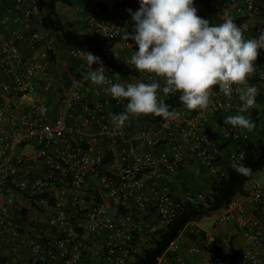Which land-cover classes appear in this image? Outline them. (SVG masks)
<instances>
[{"label": "built area", "instance_id": "obj_1", "mask_svg": "<svg viewBox=\"0 0 264 264\" xmlns=\"http://www.w3.org/2000/svg\"><path fill=\"white\" fill-rule=\"evenodd\" d=\"M94 1L83 3L80 13L97 46L72 47L75 71L60 81L51 59L52 38L44 28L45 0H2L0 264H14L11 257L24 252L31 264H137L140 239L145 236L155 246L187 205L213 211L212 189L175 195L171 181L182 167L197 163L215 180L227 177L234 162L246 160L245 146L256 124L249 110L239 113L236 86L230 99L217 87L204 111H189L182 103L173 110L174 119L159 124L149 115L130 117L121 128L113 125L112 116L124 113L128 101L113 99L106 89L115 83L126 87V72L132 84L152 81L125 62L138 51L134 40L122 36L123 31L135 35L129 10L138 11L139 0ZM193 6L210 26L232 18L245 39L264 32V0H194ZM104 9L107 18L100 16ZM83 52L99 57L102 65L89 68ZM101 66L110 84L98 86L84 75ZM157 82L158 98L165 101L163 80ZM248 83L264 85V49ZM237 114L247 116L254 130L226 123ZM261 175L264 160L243 193L218 210L217 223L241 231L244 264H264ZM188 228L204 243L187 253L202 264H222L221 239L195 226L172 240L156 264H196L184 253Z\"/></svg>", "mask_w": 264, "mask_h": 264}, {"label": "clouds", "instance_id": "obj_2", "mask_svg": "<svg viewBox=\"0 0 264 264\" xmlns=\"http://www.w3.org/2000/svg\"><path fill=\"white\" fill-rule=\"evenodd\" d=\"M135 13L129 10L135 22V35L123 31L122 39L134 40L138 51L125 61L139 73L148 74L151 83L111 84L106 89L113 99L127 100L124 113L112 116V123L121 128L130 117L154 115L164 120L174 119L176 113L158 98L162 79L164 95L180 93L179 100L189 111L207 110L210 97L218 87L219 92L231 98L233 86L239 93L242 106L239 113H246L255 106L258 89L250 86L249 77L255 72V62L264 49V32L258 38L245 39L243 32L232 18L220 25L197 15L194 0H139ZM89 68L102 65L99 57L83 52ZM95 85H107L103 66L87 71ZM230 107V105H229ZM226 123L233 128L251 132L255 124L245 115L228 116ZM244 159L241 152L239 160ZM233 169L242 176H250L252 169L234 162Z\"/></svg>", "mask_w": 264, "mask_h": 264}, {"label": "crops", "instance_id": "obj_3", "mask_svg": "<svg viewBox=\"0 0 264 264\" xmlns=\"http://www.w3.org/2000/svg\"><path fill=\"white\" fill-rule=\"evenodd\" d=\"M68 3L64 2H58L57 3V10L59 4H65L67 7H70L72 5L73 0H67ZM79 2V15L78 17H72L71 15H68L62 12H59L62 20L72 25L75 29V34H64L61 32H54L53 31V21L54 18L51 15V5L49 2H46L45 6V12H46V25L45 30H47L52 38V46L55 50V53L57 55V62L55 63V74L57 78L61 81H67V78L75 71V63L71 59L69 50L74 46H81V47H95L96 42L93 38H96V36L93 34L91 29L87 24H85L81 20V13H80V7L83 5L84 2L82 0H77ZM4 8V5L2 6V0H0V10ZM101 17L107 18L109 16V12L104 9L102 12H100ZM93 39V40H92ZM122 46V45H121ZM131 76V77H130ZM123 81L125 83H131L133 81L132 75L129 73H124L122 77ZM262 86V84H259V87ZM264 89V85L262 86ZM261 88V87H260ZM148 123L146 124V126ZM147 147L144 145L142 147V150H146ZM199 166V167H198ZM199 170V173L196 171ZM212 175L211 173L202 165H198L197 163L188 164L185 167H182L179 171V173L172 178L171 184L174 189V193L178 198H184L186 194L193 193L197 191H209L211 189L212 185ZM206 212H200L192 222L188 225L191 228L193 226L200 227L204 229L205 231L212 233L215 236H218L221 239L222 243V254L228 252V249L226 248L225 244L231 245L232 251H229V254H223V258L220 261L222 264H229L231 259L230 256L233 253V248L236 247L235 250H242L243 247V236L241 234L240 229L237 227V231L234 229V225L231 224H221L219 226L216 225V223L212 224V228L217 229V232L213 233L206 228L202 227L201 222H206L207 219H211L212 217H207ZM187 228V227H186ZM190 228V229H191ZM223 236H226L224 239ZM196 238V240H195ZM204 241L197 237L195 234L191 233L189 228L187 232L185 233V244H184V253L185 255L191 259L196 264H202L201 258L199 256H192L187 253V248L193 245H202ZM139 247L141 250V255H144L147 250H151L155 246H153L149 239L145 236H143L140 239ZM12 262L14 264H31V255L29 253L24 252L23 255L20 257H11Z\"/></svg>", "mask_w": 264, "mask_h": 264}, {"label": "trees", "instance_id": "obj_4", "mask_svg": "<svg viewBox=\"0 0 264 264\" xmlns=\"http://www.w3.org/2000/svg\"><path fill=\"white\" fill-rule=\"evenodd\" d=\"M45 2H49L51 5V15L54 18L53 31L64 34H75L76 32L74 27L65 23L57 10L58 2L68 3V1L45 0ZM82 2L96 4L94 0H82ZM97 5L100 6L98 3ZM93 39L95 42L97 41L96 38ZM51 59L54 64L57 62V55L54 49L51 50ZM179 96L180 93L178 92L170 94L164 101L169 106L170 111H173L182 105V102L179 100ZM256 101L258 105L249 109L250 115L255 120L256 130L253 138L248 141L245 146L246 160L243 164L244 166L252 169V174L245 177L238 174L234 169H231L227 177L213 180L211 189L214 191L215 195L210 197V200L214 202L212 210H219L223 204L232 201L235 197H237V195L242 194L245 183L259 171L262 161L264 160V94L258 92ZM163 121L164 119L162 117H155L153 120L151 119V122L158 124ZM200 212V210L187 205L178 219L167 230L161 233L160 240L156 243L155 247L151 250H147L144 255H140L138 257L137 264H156L157 257L165 251L172 240L180 236L184 229ZM230 259L231 261L229 264H244L241 260L240 250L233 249ZM1 261H4V259L0 258V262Z\"/></svg>", "mask_w": 264, "mask_h": 264}, {"label": "rangeland", "instance_id": "obj_5", "mask_svg": "<svg viewBox=\"0 0 264 264\" xmlns=\"http://www.w3.org/2000/svg\"><path fill=\"white\" fill-rule=\"evenodd\" d=\"M79 5L80 4H79V2L77 0H73L72 1V5L70 7H67L63 3L62 4H59L58 5V10H59V12H62V13H65L66 12V14L71 15L72 17H78V15H79V8H78V6ZM262 86H260L261 88L258 86V92L264 94V89H263ZM255 105L256 106L258 105L257 104V101L255 102ZM259 180L264 184V175H261L259 177ZM207 215L209 217H212V218L211 219L210 218L207 219L206 222H201L202 227L206 228L207 230H209V231H211L213 233L217 232V229L212 228V224L213 223H216V225L218 224L217 226L223 224V223H217L216 222V221H219V211L218 210H213L211 212H207ZM234 227H235L234 229L237 231V227L236 226H234ZM223 237H224V239H226L225 238L226 236H223ZM225 245H226V248L228 249V252H226V253L229 254V251L230 252L232 251L231 245H229V244H225ZM156 248H157V246H156ZM233 249H236V247H234Z\"/></svg>", "mask_w": 264, "mask_h": 264}]
</instances>
